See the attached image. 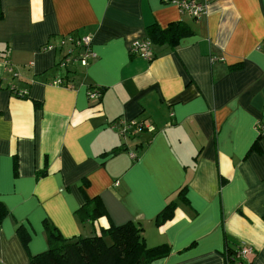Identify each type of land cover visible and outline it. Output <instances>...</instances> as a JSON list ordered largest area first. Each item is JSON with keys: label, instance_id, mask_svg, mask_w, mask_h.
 <instances>
[{"label": "crops", "instance_id": "crops-1", "mask_svg": "<svg viewBox=\"0 0 264 264\" xmlns=\"http://www.w3.org/2000/svg\"><path fill=\"white\" fill-rule=\"evenodd\" d=\"M203 1L194 17L163 0H0V264L48 249L46 220L65 237L138 221L171 248L151 264H233L242 246L264 264V0ZM173 22L190 28L175 46L131 52ZM70 33L92 37L87 66L60 64ZM95 196L106 214L82 221Z\"/></svg>", "mask_w": 264, "mask_h": 264}, {"label": "trees", "instance_id": "trees-1", "mask_svg": "<svg viewBox=\"0 0 264 264\" xmlns=\"http://www.w3.org/2000/svg\"><path fill=\"white\" fill-rule=\"evenodd\" d=\"M149 30L152 42H168L172 46H175L182 36L190 33L189 26L184 22H173L166 28L153 25ZM116 151L117 148L114 149V152ZM176 204V201H171L159 212L156 217L158 225L173 216ZM8 213L7 206L0 200V226ZM105 214V205L99 196L88 198L77 210V215L82 221H94ZM45 230L49 247L32 255L28 264H151L152 261L168 254L171 249L168 244L149 246L144 227L134 220L119 225L111 224L108 228H103L101 234L89 236L65 237L48 220L45 221ZM18 232L24 242H28V232L23 226L18 227ZM234 258L236 257L229 256L233 264H236L237 258L236 261Z\"/></svg>", "mask_w": 264, "mask_h": 264}, {"label": "built area", "instance_id": "built-area-1", "mask_svg": "<svg viewBox=\"0 0 264 264\" xmlns=\"http://www.w3.org/2000/svg\"><path fill=\"white\" fill-rule=\"evenodd\" d=\"M165 2H174L179 8L191 14L194 17L201 16L206 10V2L203 0H163ZM70 43V46L67 48L64 56L62 57L60 64L64 67L69 66H87L90 60L96 55L92 46V37L90 35H76L70 33L66 36H63L60 45L64 46L67 43ZM56 45L54 43H48L44 46L45 49H53ZM131 52L133 54H139L141 56L151 58L152 57V41L145 40H135L131 44ZM54 84L72 86L66 78H57L53 81ZM90 98H100L102 95V90L98 86H90L88 91ZM18 96H25L26 93L19 91ZM135 130L141 131L146 128L144 121H131ZM149 128V127H148ZM152 129V127H150ZM257 129L261 136H264V117L257 123ZM128 132L127 128H123L122 134L125 135ZM132 157L135 158L136 155L132 152ZM252 253L251 248L242 246L239 248L238 252L235 254L237 258L236 264H251L248 260L249 255Z\"/></svg>", "mask_w": 264, "mask_h": 264}]
</instances>
